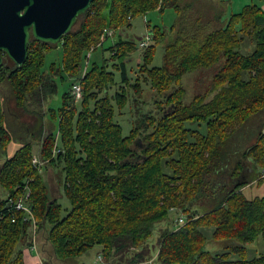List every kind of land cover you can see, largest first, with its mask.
I'll list each match as a JSON object with an SVG mask.
<instances>
[{
	"label": "trees",
	"instance_id": "obj_1",
	"mask_svg": "<svg viewBox=\"0 0 264 264\" xmlns=\"http://www.w3.org/2000/svg\"><path fill=\"white\" fill-rule=\"evenodd\" d=\"M178 1L93 0L76 28L57 44L31 37L20 68L3 53L0 81H8L17 104L23 105L26 94L47 99L57 92L55 76L61 83L67 75L79 77L85 51L102 45L104 29H118L150 10L171 7L182 12ZM260 1L230 13L219 28L213 23L182 25L164 46L160 66L148 64L164 33L151 30L154 42L145 48L138 66L160 98L154 100V110L137 111V119L130 118L133 126L127 135L114 120L127 94L122 86L108 94L109 85L116 82L106 63L92 62L85 71L78 104L69 82L60 106L49 108L50 126L40 127L39 163L32 162L31 142L0 163V188L6 191L0 197V264H24L23 250L17 246L33 224L46 229V240L60 259L77 257L97 245L105 259H111L109 264H146L153 232L169 222L174 209L186 222L158 232V264H264V254H239L259 235L264 237V197L249 198L242 191L264 168V0ZM57 46L61 61L47 75L46 51ZM134 48L133 41L120 39L106 49L121 82L139 94L140 80L128 82L125 67ZM212 67V86L185 104L179 81L186 73ZM4 117L0 99V149L11 140ZM49 167L61 174L70 204L65 214L55 196H49L41 171ZM20 196L28 211L9 205V197ZM201 205L205 208L199 212ZM208 239L221 242V252L205 249ZM234 253L238 257H231Z\"/></svg>",
	"mask_w": 264,
	"mask_h": 264
},
{
	"label": "rangeland",
	"instance_id": "obj_2",
	"mask_svg": "<svg viewBox=\"0 0 264 264\" xmlns=\"http://www.w3.org/2000/svg\"><path fill=\"white\" fill-rule=\"evenodd\" d=\"M250 2L260 3L261 1L179 0L178 3L179 6L182 7V12H179L180 10H175L171 7H165L162 11L155 9L146 13L137 14L129 20V24L119 27L118 29H111L113 32L112 35L106 37L101 46L96 48V46L92 45L90 47V49H92L91 51L90 49L85 51L82 69H90L92 62L97 63L98 65H105L104 63H106L105 69L114 71V81L116 82L115 84L109 85L108 94L112 95L117 89L119 91V86H122L121 90L123 89L124 93L127 94L125 106L121 109H115L114 115V120L122 127L123 135H127L133 126V124L130 123V118L132 117V119L134 118L136 120L137 111L145 113L148 110H154L156 108L154 100L160 98L157 93L151 89L149 82L144 81V73L139 70L138 66L143 62L142 53L148 48L147 46L150 43L154 42V40L153 38L150 39L147 46H144L143 48L139 46L140 41L144 40L146 35H150L151 37L150 32L152 29L156 32L155 34L161 31L164 33L162 41L156 44L152 61L148 64L149 67L160 66L163 63L164 46L174 38L177 30L182 25L185 26L188 24L189 28H194L196 23L199 22L204 24L213 23L216 24L218 28L222 27L228 19L230 13L239 11L244 4ZM120 39L134 42L135 48L125 59V67L126 75L129 79L128 82L131 84L134 83V79L136 77L140 80L141 91L139 94L136 93L127 82H121L120 70L115 69L113 65L115 59L111 58V51L106 49L118 42ZM60 48L61 47L57 46L46 51L43 71L47 75L50 73V68L52 66H58L61 61L62 53ZM103 58L107 59L103 61ZM215 68L216 67L209 69L201 68L200 70L186 73L182 77L179 83L184 89L183 99L185 104L190 102L195 94L202 93L206 86H209V88L212 86L213 76L216 72ZM58 76L54 77L58 82V88L55 94L42 100H40L41 97L39 95L32 96L26 94L23 105L17 104L8 81H0V99L5 111L4 124L11 132L10 142L7 144L5 149H0V163L5 159V157L11 156L24 142H31L33 144L37 142V144H40L42 138V129L40 132V127L47 130L48 125L50 126V123L46 121V118L50 115L48 108L55 109L60 106L62 93L65 90L70 89L69 82L72 81L73 83L75 80L80 78H76V76L73 78V76L70 77L67 75L65 81L61 83ZM213 93L206 98V101L212 97ZM73 101L78 104L80 100L75 101L73 99ZM49 118L51 120L50 116ZM56 122L57 120L54 118V123ZM193 127L195 126L193 125ZM54 129L56 132L57 127L55 126ZM136 147L138 146L136 145ZM32 149L37 151L35 145H33ZM35 156L38 157V153H36ZM41 171L45 177L49 196H55L54 198L57 199L64 209L62 214H65L66 210L70 207V204L63 192L62 184L60 183L61 174H59L58 170L53 167H49L46 170L42 169ZM259 172L260 178L250 182L242 189L245 196L249 198L254 196L264 197V168L260 169ZM0 190H2L0 197L5 196L6 191L4 189ZM204 208L205 207L202 205L198 206V211L202 212L204 211ZM178 211L179 210L177 209L172 210L169 222L159 224L156 232H153L152 237L149 240L150 242L148 243L150 248L147 259L143 261L146 264H158V232L168 225L170 227H179L186 222L185 215L182 214L183 222L178 223V218L181 216H178ZM29 233L30 235L17 246V248H22L23 250L24 264H109L108 262L111 261V259H105L100 252L101 247L97 245L77 257L60 259L53 255L52 248L46 240V229H38L33 224ZM221 245V242H214L213 240L208 239L204 244V247L211 252H221ZM239 254L245 258H251L259 254H264V237L259 235L253 242L246 244L244 252H240ZM231 257H238V255L234 253Z\"/></svg>",
	"mask_w": 264,
	"mask_h": 264
},
{
	"label": "water",
	"instance_id": "obj_3",
	"mask_svg": "<svg viewBox=\"0 0 264 264\" xmlns=\"http://www.w3.org/2000/svg\"><path fill=\"white\" fill-rule=\"evenodd\" d=\"M93 0H0V67L3 53L20 68L31 37L57 44L71 32ZM151 33V32H150ZM135 145L141 147L139 138Z\"/></svg>",
	"mask_w": 264,
	"mask_h": 264
},
{
	"label": "built area",
	"instance_id": "obj_4",
	"mask_svg": "<svg viewBox=\"0 0 264 264\" xmlns=\"http://www.w3.org/2000/svg\"><path fill=\"white\" fill-rule=\"evenodd\" d=\"M104 33H105V36L108 37V36L112 35L113 32L111 31V29H104ZM150 39H151L150 35H146L145 39L140 41L139 46L142 47V48L144 46H147V43L150 41ZM91 50L92 49H90V51ZM85 71L86 70H83L81 68V72H80V75H79L80 78L75 80L72 83L71 95L73 96V99L75 101L80 100L81 97H82V89H81V86H80V79L84 76ZM32 162L34 164L39 163L38 157L37 156H33ZM24 191H25L24 196L26 198L28 196V194H29V191H28L27 187L24 188ZM23 200L24 199L22 198V196H20L17 200L12 198V197H9L8 198V203H9L10 206H13L16 210H26V211H28V207L24 204ZM181 222H183V215H181L178 218V223H181Z\"/></svg>",
	"mask_w": 264,
	"mask_h": 264
},
{
	"label": "crops",
	"instance_id": "obj_5",
	"mask_svg": "<svg viewBox=\"0 0 264 264\" xmlns=\"http://www.w3.org/2000/svg\"><path fill=\"white\" fill-rule=\"evenodd\" d=\"M48 109H49V108H48ZM46 121H48V122L50 123L51 120H50L49 116H48V118H46ZM33 145H35L36 148H37V151H34V150H33V152H34V153H35V152H36V153H39V147H40V144H39V143L37 144V142H35L34 144L32 143V146H33ZM36 153H35V154H36ZM0 189H1V188H0ZM1 191H2V190H0V195H1Z\"/></svg>",
	"mask_w": 264,
	"mask_h": 264
},
{
	"label": "flooded vegetation",
	"instance_id": "obj_6",
	"mask_svg": "<svg viewBox=\"0 0 264 264\" xmlns=\"http://www.w3.org/2000/svg\"><path fill=\"white\" fill-rule=\"evenodd\" d=\"M135 147H136V145H135Z\"/></svg>",
	"mask_w": 264,
	"mask_h": 264
}]
</instances>
